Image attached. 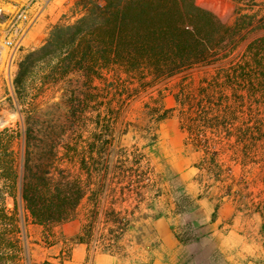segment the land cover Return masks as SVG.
<instances>
[{
    "label": "crops",
    "instance_id": "crops-1",
    "mask_svg": "<svg viewBox=\"0 0 264 264\" xmlns=\"http://www.w3.org/2000/svg\"><path fill=\"white\" fill-rule=\"evenodd\" d=\"M25 4L34 23L17 56L45 38L61 7L58 0H0V41L13 15ZM11 51L5 45L0 49V86L4 77L8 87L12 85L14 66L8 69ZM199 67L193 65L172 75L195 70L194 78L200 82L195 91L174 92V85L167 93L160 92L159 97L151 96V100L134 107L149 94L148 85L129 96L130 103L122 107L125 112L116 117L122 121L129 110H139L138 128L131 136L142 142L147 162L159 174L162 194L150 200L151 189L147 187L145 198L137 204L132 192L126 194L123 187L107 196L110 172L118 170L112 179L121 186L133 165H126L128 158L119 156L112 165L109 152H105L113 131L110 124L106 125L109 138L104 143L99 145L101 142L92 139L88 140L95 143L92 149L88 143L78 147L87 159L100 157L101 163L97 170L91 167L94 171L89 178L79 159L71 158L72 153L68 156L76 172L67 169L81 181L83 196L68 220L29 225L38 240L48 228L54 240L27 245L24 264H264V233L260 232L264 223V119L242 117L245 110L238 98L231 100L225 95L228 84L237 94L235 82L244 79V70L221 68L208 79L199 75ZM133 88L126 87L129 91ZM150 108L169 112L156 120ZM208 131L213 136L204 147L187 142L193 133ZM97 132L94 136L99 135ZM118 134L124 141L130 131L120 130ZM244 199L254 202L250 208L241 204ZM122 215L131 217V222L116 237L112 249H93L92 235L114 233Z\"/></svg>",
    "mask_w": 264,
    "mask_h": 264
},
{
    "label": "trees",
    "instance_id": "trees-1",
    "mask_svg": "<svg viewBox=\"0 0 264 264\" xmlns=\"http://www.w3.org/2000/svg\"><path fill=\"white\" fill-rule=\"evenodd\" d=\"M82 1L81 17L54 25L43 43L28 51L18 64L14 78L17 92L25 90L29 80L32 87L39 82L36 94L42 93L72 73H81L87 87L62 94H69L64 100L68 107L65 121L49 120L44 125L35 116L36 109L24 110L28 114L21 167L14 149L21 133L11 127L0 130V264H7L11 258L19 260L20 203L35 223L53 224L68 220L83 196L81 181L67 168L58 167V148L62 146L67 156L72 153L71 158L77 157L88 178L91 167L101 163L99 156L87 159L84 151L78 150L84 140L82 134H76L82 130L78 126L85 122L82 119L87 117L90 105L101 96L100 88L92 85L95 78L107 80L104 70L116 73L111 85L121 80L122 71L129 79L135 78L139 85L132 91L123 90L127 99L150 84L146 83L149 75L153 79L172 76L215 60L217 50L232 36L231 29L212 11L192 0ZM255 47L264 52V38ZM149 111L156 120L169 112H160L159 108ZM87 145L92 149L95 143ZM9 198L13 206H9Z\"/></svg>",
    "mask_w": 264,
    "mask_h": 264
},
{
    "label": "rangeland",
    "instance_id": "rangeland-1",
    "mask_svg": "<svg viewBox=\"0 0 264 264\" xmlns=\"http://www.w3.org/2000/svg\"><path fill=\"white\" fill-rule=\"evenodd\" d=\"M98 1L103 2V0ZM47 2L44 6L47 5ZM192 2L199 7L212 11L217 16L218 20L232 31L231 38L226 39L223 43L226 44L217 50L218 53L215 56V60L200 64L201 67H199V69L197 68L196 71L200 73L199 75H204V78L207 77L208 79H212L221 68L231 69L235 67L236 69L244 70V79L241 82H235L237 94L234 95L233 89L228 88L229 84L227 83L225 95L228 99L231 98V100H236L238 98L239 104H242L245 110L242 117L248 118L252 115V117L264 119V52L257 50L255 47L257 41L264 38V0H192ZM58 4H61L59 17L48 29L45 38L54 25L58 23H72L84 14L82 0H58ZM44 39L36 47L40 46ZM2 46H4L3 40L0 41V49ZM32 49H28L24 53L18 54V56L16 55L12 63L14 67L11 71L12 85L10 87H8L6 83L7 78L1 75L4 77V82L0 86V120L3 118V122L0 121V130L4 127H11L21 133V136L16 139L14 143L17 161L20 167L22 166L24 157V132L27 127L25 120L28 114L24 110H29L31 108L36 109L35 116L40 121H44V125H46V121L49 120L52 123H59V120L65 121L68 107L64 100L69 97V94L66 93L64 97H62V94H64L66 90L69 91V89H86L87 87L85 84L86 79L81 73H72L65 79L47 86L42 93L36 94L35 87L39 85V82L36 81L35 83L37 84H34L32 87L29 80L26 82L25 90L17 92L14 78L18 69V64L23 56ZM259 59H261V61ZM9 65L11 64H8V69ZM194 71L195 70H184V72L178 75L160 77L158 79H153L151 75L147 76L146 83H150V92L149 94L143 95L134 107H139L144 101L151 100V96L159 97L160 92L167 93L168 89L174 85H176L175 90H173L174 92H177V89H179L178 92L182 89H184V92L195 91L200 82L197 78H194ZM103 74L106 76L107 80L102 81L100 78H95L93 80L92 85L96 86V88H100L98 95L101 96L97 99L96 104L92 102L86 115L87 117L82 119L85 120V122H81V126H78L81 127L82 130H79L80 132H76V134H82L84 140V143L81 142L79 146H83L85 143H91L88 140L92 139H97L98 142H101L98 144L101 145L105 139L109 138L106 125L110 124L113 136L111 137L108 150L105 153L109 152L112 165L119 161V157H122L121 159L127 157L130 162L126 165L130 166V164H132L133 169L129 170V178L123 180L121 186L117 183V179H112L117 176L114 172H118V170L114 169V171L110 172V183L108 181L107 196L112 197V190L116 189L119 191L120 187L125 189L126 194L132 192L133 197L137 201L136 204L142 202V199L145 198L147 187L151 189L150 192H148L150 193V197L148 196L149 199L152 198L153 195H155V197L160 196L162 193L159 186V174L155 171L153 165L147 162V155L141 150L142 142L136 139L135 136H131L134 135L132 132L138 128L136 122L139 110L133 108L127 112L125 119H122V121L116 120L118 115L125 112L122 109L123 105L130 103L128 99H124V88H133L139 85V81L135 78L129 79L126 73L122 71L119 74L121 75V80H116V82H113L114 84L111 85L109 82L115 81L116 76L114 74L116 73L113 70H104ZM180 82L181 85L179 84ZM204 83L206 84L207 81ZM58 102L59 104H57ZM97 115H99V117ZM113 116H115V118H113ZM36 128L39 129L40 124ZM126 129H129L130 134L126 136V140L123 141L122 138L118 137V132ZM94 131H98L97 133H99V135L97 134L94 136ZM68 134H71V131H68ZM212 136L213 134L209 131L207 133H193L192 136H188L187 142L191 143L194 147L195 143L200 147H204L209 137ZM60 147L57 156L58 167H70L72 171L76 172V165L72 162L70 163L65 150ZM251 188L254 189L255 187ZM250 200L251 199H244L241 204L250 208L251 204L254 203H251ZM9 206H13L12 198H9ZM19 219V224L22 229L20 233L21 253L18 256V261H16L17 259L11 258L7 261V264H24L27 260V245L40 243L48 244L54 240V234L50 228L47 229L43 238L42 235H40L41 239L38 240L34 228L29 227V225L35 222L32 220L29 212L23 209L21 203L19 206ZM118 221L114 228L116 230L114 233H94L91 238V245L93 244L92 239L95 238L99 240L101 245H105V243H114L116 237L122 232L120 228L122 227L125 230L129 227L131 217L122 215ZM260 232L264 233V223L261 226ZM111 240H113V242ZM115 244L116 243H114V245Z\"/></svg>",
    "mask_w": 264,
    "mask_h": 264
},
{
    "label": "built area",
    "instance_id": "built-area-1",
    "mask_svg": "<svg viewBox=\"0 0 264 264\" xmlns=\"http://www.w3.org/2000/svg\"><path fill=\"white\" fill-rule=\"evenodd\" d=\"M34 19L29 17L28 4L23 5L11 18L9 25L5 28L3 43L5 46L11 48V55L9 63L12 64L16 54L21 50L23 46V39L33 25ZM121 231L124 229L121 227ZM93 249H104L110 251L113 247V243H105L101 245L97 238L92 239Z\"/></svg>",
    "mask_w": 264,
    "mask_h": 264
},
{
    "label": "water",
    "instance_id": "water-1",
    "mask_svg": "<svg viewBox=\"0 0 264 264\" xmlns=\"http://www.w3.org/2000/svg\"><path fill=\"white\" fill-rule=\"evenodd\" d=\"M0 121H2V122H3V118H2Z\"/></svg>",
    "mask_w": 264,
    "mask_h": 264
}]
</instances>
